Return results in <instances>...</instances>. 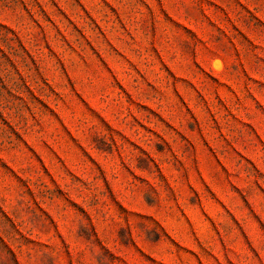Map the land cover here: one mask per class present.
<instances>
[{
  "label": "rangeland",
  "instance_id": "obj_1",
  "mask_svg": "<svg viewBox=\"0 0 264 264\" xmlns=\"http://www.w3.org/2000/svg\"><path fill=\"white\" fill-rule=\"evenodd\" d=\"M0 264H264V0H0Z\"/></svg>",
  "mask_w": 264,
  "mask_h": 264
}]
</instances>
